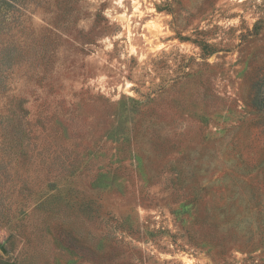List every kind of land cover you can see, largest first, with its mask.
Masks as SVG:
<instances>
[{
	"label": "rangeland",
	"instance_id": "374dc122",
	"mask_svg": "<svg viewBox=\"0 0 264 264\" xmlns=\"http://www.w3.org/2000/svg\"><path fill=\"white\" fill-rule=\"evenodd\" d=\"M26 7L0 259L264 264V0Z\"/></svg>",
	"mask_w": 264,
	"mask_h": 264
},
{
	"label": "trees",
	"instance_id": "16d2710c",
	"mask_svg": "<svg viewBox=\"0 0 264 264\" xmlns=\"http://www.w3.org/2000/svg\"><path fill=\"white\" fill-rule=\"evenodd\" d=\"M29 1L0 0V97L5 96L4 98L9 100L5 106L9 104L12 109L16 102L14 96L10 97L7 93L10 88V74L16 65H22L27 54V50L21 45L20 40L14 37V29L25 32L24 11L27 10L26 6ZM33 58H37L36 54L33 55ZM16 119L18 117L15 115V111L11 110L10 113H7L3 110L0 112V218L6 217L9 195L14 194V189L11 188L13 185L12 176L20 179L19 169L14 164L24 152L22 147L24 137L21 125L14 124ZM18 191L21 192V188ZM43 204L54 214L60 207L52 199L46 200ZM62 241L68 249H71L72 241L69 237H64ZM0 264L8 263L0 259Z\"/></svg>",
	"mask_w": 264,
	"mask_h": 264
}]
</instances>
